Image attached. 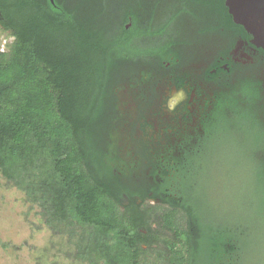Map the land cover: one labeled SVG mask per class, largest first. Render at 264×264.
Returning a JSON list of instances; mask_svg holds the SVG:
<instances>
[{"label":"trees","instance_id":"1","mask_svg":"<svg viewBox=\"0 0 264 264\" xmlns=\"http://www.w3.org/2000/svg\"><path fill=\"white\" fill-rule=\"evenodd\" d=\"M113 2L0 0V26L14 38L10 60L0 62V174L41 209L54 233L67 234L79 260L139 264L149 244L138 231L147 215L132 201L120 212L124 189L114 152L104 147L105 101L134 52L132 29H120ZM187 172L167 180L164 222L181 242L168 245L167 264H243L242 233L205 225L181 189ZM260 191L264 215V182ZM176 211L185 215L183 229Z\"/></svg>","mask_w":264,"mask_h":264},{"label":"flooded vegetation","instance_id":"2","mask_svg":"<svg viewBox=\"0 0 264 264\" xmlns=\"http://www.w3.org/2000/svg\"><path fill=\"white\" fill-rule=\"evenodd\" d=\"M226 3L113 2L122 16L120 29H132L134 38L133 55L122 60L118 70L121 90L139 98L124 123L134 131L126 150L155 154L146 162L144 178L122 181L120 176H129L144 162L127 165L112 141L104 145L106 152H114L111 165L127 207L131 201L139 207L141 199L167 206V180L178 177L180 168L187 169L190 158L202 152L228 122H239L257 134L264 153V50L235 22ZM260 3L264 13V0ZM175 153L186 155L177 162Z\"/></svg>","mask_w":264,"mask_h":264},{"label":"rangeland","instance_id":"3","mask_svg":"<svg viewBox=\"0 0 264 264\" xmlns=\"http://www.w3.org/2000/svg\"><path fill=\"white\" fill-rule=\"evenodd\" d=\"M13 41L10 32L0 26V62L10 60L9 46ZM121 84L117 72L107 99L105 119L110 126L104 138L107 144L109 141L115 144V152L125 164L132 165L139 159L144 162L136 166L138 169L131 170L129 176H120L122 181L129 178L139 181L146 176L147 160H152L155 154L126 150L134 131L124 123L132 116L133 102L139 105V98H132L127 89L122 91ZM220 130L211 143L206 144L204 152L190 158L189 173L184 175L181 189L191 198L206 226L242 233L241 241L246 247L243 264H264V215L259 212L264 153L260 152L259 137L239 122H228ZM185 155L172 154L177 162ZM140 203L148 224L138 231L147 236L149 244L142 246L138 263L167 264L168 247L174 242L181 244L164 222L170 209L166 205H152L146 199H141ZM126 204L127 200L122 198L120 212L128 211ZM174 222L183 229L185 215L176 211ZM67 237L65 233H54L41 216V209L0 174V264H88L75 257L74 247Z\"/></svg>","mask_w":264,"mask_h":264},{"label":"water","instance_id":"4","mask_svg":"<svg viewBox=\"0 0 264 264\" xmlns=\"http://www.w3.org/2000/svg\"><path fill=\"white\" fill-rule=\"evenodd\" d=\"M226 5L235 22L253 37L252 43L264 50V13L260 0H227Z\"/></svg>","mask_w":264,"mask_h":264}]
</instances>
